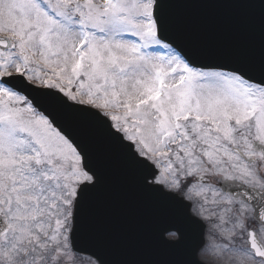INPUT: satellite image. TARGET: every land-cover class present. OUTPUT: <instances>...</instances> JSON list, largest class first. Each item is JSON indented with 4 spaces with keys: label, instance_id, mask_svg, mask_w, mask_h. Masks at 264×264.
Instances as JSON below:
<instances>
[{
    "label": "snow or ice",
    "instance_id": "1",
    "mask_svg": "<svg viewBox=\"0 0 264 264\" xmlns=\"http://www.w3.org/2000/svg\"><path fill=\"white\" fill-rule=\"evenodd\" d=\"M217 2L264 35V0H0V264H111L86 208L124 174L199 237L184 264L209 238L216 264H264V42L189 43L180 10Z\"/></svg>",
    "mask_w": 264,
    "mask_h": 264
},
{
    "label": "water",
    "instance_id": "2",
    "mask_svg": "<svg viewBox=\"0 0 264 264\" xmlns=\"http://www.w3.org/2000/svg\"><path fill=\"white\" fill-rule=\"evenodd\" d=\"M172 13L176 15V10ZM180 14L188 25V42L202 51L227 54L243 47L258 53L264 42L258 10L217 2L188 7ZM86 215L88 238L111 264H184L199 240L180 212L143 197L127 174L109 175L104 189L88 204ZM157 224L179 229L181 244L165 246Z\"/></svg>",
    "mask_w": 264,
    "mask_h": 264
},
{
    "label": "rangeland",
    "instance_id": "3",
    "mask_svg": "<svg viewBox=\"0 0 264 264\" xmlns=\"http://www.w3.org/2000/svg\"><path fill=\"white\" fill-rule=\"evenodd\" d=\"M208 243L209 248L203 253V259L206 260L208 263L210 262V264H216L217 254L213 245L218 243V241H213L211 238H209Z\"/></svg>",
    "mask_w": 264,
    "mask_h": 264
},
{
    "label": "flooded vegetation",
    "instance_id": "4",
    "mask_svg": "<svg viewBox=\"0 0 264 264\" xmlns=\"http://www.w3.org/2000/svg\"><path fill=\"white\" fill-rule=\"evenodd\" d=\"M200 255H203V253H202V254H200ZM204 261H206V260H204ZM206 262H207V261H206ZM207 264H210V263H208V262H207Z\"/></svg>",
    "mask_w": 264,
    "mask_h": 264
}]
</instances>
